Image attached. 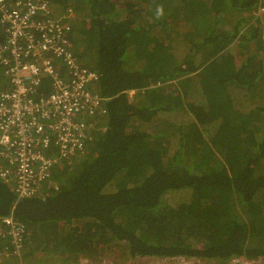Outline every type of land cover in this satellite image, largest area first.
I'll use <instances>...</instances> for the list:
<instances>
[{
    "label": "trees",
    "instance_id": "16d2710c",
    "mask_svg": "<svg viewBox=\"0 0 264 264\" xmlns=\"http://www.w3.org/2000/svg\"><path fill=\"white\" fill-rule=\"evenodd\" d=\"M257 1L54 0L58 16L74 10L70 49L99 74L93 88L106 111L86 151L55 164L57 189L17 200L0 178V216L12 212L26 230L19 256L0 264H54L53 253L103 264H264ZM3 243L9 253L7 236Z\"/></svg>",
    "mask_w": 264,
    "mask_h": 264
},
{
    "label": "built area",
    "instance_id": "2783aa9c",
    "mask_svg": "<svg viewBox=\"0 0 264 264\" xmlns=\"http://www.w3.org/2000/svg\"><path fill=\"white\" fill-rule=\"evenodd\" d=\"M53 2L0 0V68L7 81L0 88V178L11 182L17 199L43 186L57 189L51 174L58 158L84 153L96 116L106 111L107 97L93 88L99 74L78 64L70 49L74 10L55 17ZM263 12L258 0L254 13ZM25 231L12 212L0 216V238L12 243L9 253L0 245V260L19 256Z\"/></svg>",
    "mask_w": 264,
    "mask_h": 264
},
{
    "label": "rangeland",
    "instance_id": "374dc122",
    "mask_svg": "<svg viewBox=\"0 0 264 264\" xmlns=\"http://www.w3.org/2000/svg\"><path fill=\"white\" fill-rule=\"evenodd\" d=\"M60 7H61V4H59L58 2H54L52 4V12H53V15L55 17H57L59 11H60ZM234 42H237V41H233L232 43ZM231 43V44H232ZM0 79H4V76L2 73H0ZM133 91H128V93H132ZM91 131L92 129L89 131L90 134H91ZM86 151V149H85ZM83 154V153H82ZM82 154H78V155H75V156H70V157H63V158H58V161H60L61 159H73L75 157H79L81 156ZM47 259H50L51 261H53L54 264H103L104 261L103 260H99L96 256H92V257H89V258H76L75 256H73L72 254L70 253H66L65 254V257H60L59 253H53L51 254L50 256H47ZM169 259H167L166 261L168 262ZM33 261L35 263H42L44 262V259L42 258H39V259H33ZM173 261V260H172ZM172 264H176V262H172ZM233 261L235 262H238L239 264H251L252 262L251 261H246L244 260V258H241V257H238V258H235L233 259ZM132 264H152V262H149L147 260H145L144 258H140L138 260H136L135 262H131ZM199 261L198 260H190L188 262V264H198ZM256 264H263L262 261H260V263L258 261L254 262ZM113 264V263H111ZM125 264V263H123Z\"/></svg>",
    "mask_w": 264,
    "mask_h": 264
},
{
    "label": "clouds",
    "instance_id": "9594fccd",
    "mask_svg": "<svg viewBox=\"0 0 264 264\" xmlns=\"http://www.w3.org/2000/svg\"><path fill=\"white\" fill-rule=\"evenodd\" d=\"M163 16H164V8H163V6L162 5H157L156 8H155V11H154V18L156 20H160ZM0 31H2L1 26H0ZM175 81L176 80L166 81L164 83L158 82L156 85H161V86H163V85H171ZM128 91H130V90H128ZM131 91H133V90H131ZM16 199H17V197H16ZM17 200H19V199H17Z\"/></svg>",
    "mask_w": 264,
    "mask_h": 264
},
{
    "label": "crops",
    "instance_id": "0c3cea01",
    "mask_svg": "<svg viewBox=\"0 0 264 264\" xmlns=\"http://www.w3.org/2000/svg\"><path fill=\"white\" fill-rule=\"evenodd\" d=\"M0 73H2L1 68H0ZM0 82H2V85H0V88L7 86V81H6L5 77H4V79H1Z\"/></svg>",
    "mask_w": 264,
    "mask_h": 264
}]
</instances>
